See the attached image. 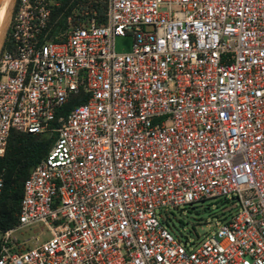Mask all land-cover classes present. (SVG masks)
<instances>
[{"label": "built area", "instance_id": "2783aa9c", "mask_svg": "<svg viewBox=\"0 0 264 264\" xmlns=\"http://www.w3.org/2000/svg\"><path fill=\"white\" fill-rule=\"evenodd\" d=\"M103 1V24L86 10L53 37L48 0L15 2L0 156L13 130L56 138L0 264H264V0ZM212 198L238 209L201 236L172 233L165 210ZM33 225V245L14 235Z\"/></svg>", "mask_w": 264, "mask_h": 264}, {"label": "trees", "instance_id": "16d2710c", "mask_svg": "<svg viewBox=\"0 0 264 264\" xmlns=\"http://www.w3.org/2000/svg\"><path fill=\"white\" fill-rule=\"evenodd\" d=\"M50 2V37L66 27V18L72 15V21L82 18L86 10L95 11L98 24L105 20L103 0H48ZM8 35L6 42L8 41ZM84 101L81 95L72 96L62 107L60 113H66L75 105ZM54 135L31 134L11 131L5 153L0 156V177L3 187L0 194V234L18 223L19 204L23 196V184L30 170L47 154L54 141Z\"/></svg>", "mask_w": 264, "mask_h": 264}, {"label": "rangeland", "instance_id": "374dc122", "mask_svg": "<svg viewBox=\"0 0 264 264\" xmlns=\"http://www.w3.org/2000/svg\"><path fill=\"white\" fill-rule=\"evenodd\" d=\"M11 2L12 3L10 4L8 17L5 24L6 27H4V30L6 28V34L3 32L0 40V51L7 39V33L10 29V20L16 0H12ZM3 40H5L4 43H2ZM130 45V36H118L115 38L114 47L118 52H125L129 50ZM53 135L54 138H56V133H53ZM237 209L238 207L234 202L231 201V199L224 200L223 198H212L206 199L204 202L197 203L192 207L182 206L178 208H172L170 210H165L163 213L167 226L174 235L178 237H183L185 235L195 237V234L201 236L203 233H209L212 230H216L217 225L215 223L218 222V220H221L223 217H229L230 214H234ZM38 231V225H33L15 232L14 235L21 239H29L28 245L31 246L34 244V239ZM47 236V233H42L40 231L37 237L40 240H44Z\"/></svg>", "mask_w": 264, "mask_h": 264}, {"label": "bare ground", "instance_id": "6f19581e", "mask_svg": "<svg viewBox=\"0 0 264 264\" xmlns=\"http://www.w3.org/2000/svg\"><path fill=\"white\" fill-rule=\"evenodd\" d=\"M10 4H11V0H5L3 4L0 6V40L3 34L2 28L3 26H5L7 21Z\"/></svg>", "mask_w": 264, "mask_h": 264}, {"label": "water", "instance_id": "95a60500", "mask_svg": "<svg viewBox=\"0 0 264 264\" xmlns=\"http://www.w3.org/2000/svg\"><path fill=\"white\" fill-rule=\"evenodd\" d=\"M5 0H0V6L3 4V2H4ZM12 1V0H11ZM12 3V2H11ZM4 27H6V26H3V28H2V31L6 34V28H5V30H4ZM5 36V35H4ZM6 38V37H5ZM4 41L5 40H3V42L2 43H4ZM3 45V44H2Z\"/></svg>", "mask_w": 264, "mask_h": 264}]
</instances>
